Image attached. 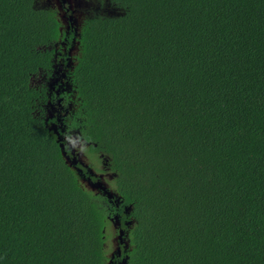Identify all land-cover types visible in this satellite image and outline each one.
I'll use <instances>...</instances> for the list:
<instances>
[{"label":"trees","instance_id":"trees-1","mask_svg":"<svg viewBox=\"0 0 264 264\" xmlns=\"http://www.w3.org/2000/svg\"><path fill=\"white\" fill-rule=\"evenodd\" d=\"M110 1L0 0V264H264V0Z\"/></svg>","mask_w":264,"mask_h":264},{"label":"rangeland","instance_id":"rangeland-1","mask_svg":"<svg viewBox=\"0 0 264 264\" xmlns=\"http://www.w3.org/2000/svg\"><path fill=\"white\" fill-rule=\"evenodd\" d=\"M72 1L71 3L75 6V22L77 26H80L82 21L81 19L84 17H90L93 15H103L109 17H116L121 14V9L115 6L110 0H69ZM37 6L40 8L43 7H55L57 6L58 9L61 10V2L60 0H37ZM63 12V10L61 11ZM64 23L68 24V19L64 14ZM56 50V58L62 51L65 50V44H56L52 46ZM62 62L55 61L53 72L50 77L46 76L45 73L40 72L37 75H34L31 79V85L34 87L44 86L47 87L49 90L52 89V86L56 83H59L64 76L62 73ZM60 90L66 91L70 93L71 85L69 83L65 84L64 82L60 84ZM58 90V91H60ZM72 92V91H71ZM75 98L74 95L70 93V99ZM61 110L68 111L69 104H72L73 101L70 100L69 103H65V99L60 101ZM58 105V102L56 103ZM45 117L50 118L56 112V109L49 108V105L43 106ZM70 134H75V131H69ZM71 147L74 153L79 157L80 161L85 163L92 172H95L97 176L100 177V181L107 187L108 190H112L111 183L113 182L112 175L107 171L106 165L102 158L98 155L92 154L88 150V146L85 145L79 138L75 137L74 135L71 137L70 140ZM107 171V173H106Z\"/></svg>","mask_w":264,"mask_h":264},{"label":"water","instance_id":"water-1","mask_svg":"<svg viewBox=\"0 0 264 264\" xmlns=\"http://www.w3.org/2000/svg\"><path fill=\"white\" fill-rule=\"evenodd\" d=\"M62 3L65 4L66 0H62ZM71 19L72 18H70V20ZM75 163H76V161H75ZM92 186L94 188H96V189H99V190L103 191L105 194L108 195V197H112V194L107 191L106 187L101 182H95V183L92 184ZM122 235H123V232L120 233V241H122Z\"/></svg>","mask_w":264,"mask_h":264},{"label":"flooded vegetation","instance_id":"flooded-vegetation-1","mask_svg":"<svg viewBox=\"0 0 264 264\" xmlns=\"http://www.w3.org/2000/svg\"><path fill=\"white\" fill-rule=\"evenodd\" d=\"M70 13V12H69ZM60 103V102H59Z\"/></svg>","mask_w":264,"mask_h":264}]
</instances>
